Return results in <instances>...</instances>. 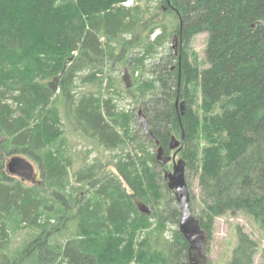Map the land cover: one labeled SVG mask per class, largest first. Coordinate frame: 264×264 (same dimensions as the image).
I'll return each instance as SVG.
<instances>
[{"label":"trees","instance_id":"trees-1","mask_svg":"<svg viewBox=\"0 0 264 264\" xmlns=\"http://www.w3.org/2000/svg\"><path fill=\"white\" fill-rule=\"evenodd\" d=\"M129 1L0 0V264H192L168 164L157 160L159 148L175 153L173 137L184 141L178 158L208 241L218 218L239 213L264 232V0ZM162 13L176 19L178 53H158L171 38ZM204 33L206 67L189 52ZM112 66L132 74L138 114L100 92ZM66 123L93 149L115 152V172L87 154L71 185ZM17 155L38 166L41 185L8 173ZM236 231L227 264H255L259 244Z\"/></svg>","mask_w":264,"mask_h":264},{"label":"rangeland","instance_id":"rangeland-1","mask_svg":"<svg viewBox=\"0 0 264 264\" xmlns=\"http://www.w3.org/2000/svg\"><path fill=\"white\" fill-rule=\"evenodd\" d=\"M134 2V0H130L126 5L131 6L134 4ZM153 4L152 7L154 6ZM164 12H167V7H165ZM161 15L164 20V24L168 27V33L171 35V38L163 43V45L158 49V53L162 54L164 52L170 51L178 53L180 48H182V43L181 41H177L176 43L174 42L176 36L174 33L176 19L172 14L162 13ZM161 33H163L161 29H157L154 33H152L150 42L154 41ZM207 43L208 34L204 33L195 36L189 47L191 59H193V57L197 58L198 62L203 67H206L205 51ZM139 76L140 72H137L135 77ZM146 77L147 79H151L149 75H146ZM100 79L102 83L100 86V92L103 93V95L106 97L113 98L114 103L117 105L119 111H135L138 114V104L135 102L133 97H131L127 93L129 87H133L134 78L132 77V74L126 73V70H124L122 66H112L106 68L105 73L101 76ZM80 86V91H87L92 89L91 86ZM139 123L141 124V121ZM65 128L67 136H69V143L72 148L75 166L70 174L71 185H76L74 173L80 168L81 165L84 164V162L87 161V154L89 163H92L95 159L99 158L102 160L105 166L107 165V173L115 172V168L112 165L114 156L116 155L115 152L104 151L102 149L96 148L93 149V146L90 142L79 138V136H75L67 123L65 124ZM135 129L136 131H138V127H136ZM177 160H179L178 157ZM35 167L37 170H39L38 166L35 165ZM166 172V175L173 173L172 162L168 164ZM189 182L191 195L195 197V204L199 208L201 192L198 178L194 175H191L189 177ZM27 184L32 185L30 183ZM87 191L88 189H85L81 193L82 200L86 198ZM238 226H241L244 231L247 232L259 244V252L255 257V264H264V232L259 228V226L251 217L242 213H239L236 216L227 215L216 220L214 233L212 239L208 241L207 247V261L209 264H227L231 260L232 253L238 241L236 231V228ZM173 229H176V226H173ZM25 233L26 231L22 229L17 232L16 236L13 239L15 248H18L20 246L22 240L25 238ZM26 264H31V261H28Z\"/></svg>","mask_w":264,"mask_h":264},{"label":"water","instance_id":"water-1","mask_svg":"<svg viewBox=\"0 0 264 264\" xmlns=\"http://www.w3.org/2000/svg\"><path fill=\"white\" fill-rule=\"evenodd\" d=\"M179 41V37L175 36L174 42ZM181 114L185 113V103H176ZM141 126L147 133L151 141L154 135L150 130L146 116L142 111L139 113ZM159 144L158 142L156 143ZM184 147V141L176 137L172 138L170 149L175 153L171 157H166L162 148L157 150V160L160 165L173 163V173L166 175L171 190L175 192L176 201L179 205L181 218L179 222V230L190 244V260L192 264H207V247L208 235L200 225V221L193 215L190 207V193L186 180V162L183 159L177 160L179 152ZM7 171L14 178L20 179L24 183L32 185L42 184V172L37 170L35 165L24 156H13L7 162ZM148 212V209H146Z\"/></svg>","mask_w":264,"mask_h":264},{"label":"bare ground","instance_id":"bare-ground-1","mask_svg":"<svg viewBox=\"0 0 264 264\" xmlns=\"http://www.w3.org/2000/svg\"><path fill=\"white\" fill-rule=\"evenodd\" d=\"M155 139V138H154ZM157 143V142H156Z\"/></svg>","mask_w":264,"mask_h":264},{"label":"flooded vegetation","instance_id":"flooded-vegetation-1","mask_svg":"<svg viewBox=\"0 0 264 264\" xmlns=\"http://www.w3.org/2000/svg\"><path fill=\"white\" fill-rule=\"evenodd\" d=\"M179 41H180V39H179Z\"/></svg>","mask_w":264,"mask_h":264}]
</instances>
